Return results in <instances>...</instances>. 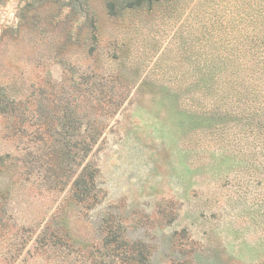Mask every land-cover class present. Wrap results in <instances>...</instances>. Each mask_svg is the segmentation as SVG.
Instances as JSON below:
<instances>
[{"label":"rangeland","instance_id":"374dc122","mask_svg":"<svg viewBox=\"0 0 264 264\" xmlns=\"http://www.w3.org/2000/svg\"><path fill=\"white\" fill-rule=\"evenodd\" d=\"M247 19L264 0L123 18L103 0H0V264H264L263 167L194 112L220 44L197 38Z\"/></svg>","mask_w":264,"mask_h":264},{"label":"trees","instance_id":"16d2710c","mask_svg":"<svg viewBox=\"0 0 264 264\" xmlns=\"http://www.w3.org/2000/svg\"><path fill=\"white\" fill-rule=\"evenodd\" d=\"M175 1L103 0L108 16L117 18L130 16L138 11H151L155 5L173 4ZM86 19L94 30L95 20L88 18V15ZM258 22L247 19L240 36L235 33L231 37L225 28L216 29L213 21L205 24L207 28L201 31L198 43L203 47L209 45L210 50V44L216 42L213 35H217L220 44H216V51L202 55L207 68H199L197 72L201 78L207 77L208 80H203L194 89L205 103L194 112L199 117L208 116L206 119L219 120L212 125L213 128L224 130L231 140L240 142L242 158L249 164L261 163L264 178V36L260 34L264 30V22ZM213 64L217 68L211 69ZM4 94V88L0 87V113L7 112L6 103L1 98ZM98 136V132L87 134L88 142L84 147L86 152L91 149ZM48 154V160L54 162L65 158V153L59 151L58 158H52L53 154ZM74 156L69 151L66 153V158L72 159Z\"/></svg>","mask_w":264,"mask_h":264}]
</instances>
